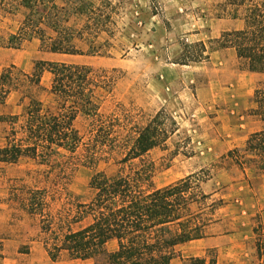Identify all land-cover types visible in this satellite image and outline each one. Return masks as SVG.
Here are the masks:
<instances>
[{
  "label": "trees",
  "instance_id": "obj_1",
  "mask_svg": "<svg viewBox=\"0 0 264 264\" xmlns=\"http://www.w3.org/2000/svg\"><path fill=\"white\" fill-rule=\"evenodd\" d=\"M36 2L26 0L30 9ZM222 7L231 11V18L243 19L244 27L224 32L217 40L219 48H233L242 70L264 73V0H224ZM55 32L56 36L39 32L41 51L100 54L94 42L84 51L72 42V34L67 38ZM201 45L207 52L205 43ZM12 69L16 67L7 68L0 78L2 104L20 88L19 82L40 89L44 73L53 76L55 108L31 96L21 115L8 117L12 127L6 145L0 147V162L17 164L28 158L49 169L42 185L25 178L12 180L8 201L15 214L38 227L53 261L66 255L93 262L89 264H175L180 246L209 235L222 200L211 201V194L202 190L207 178L194 173L161 188L150 184L157 169L150 155L157 148L168 149V141L180 131L175 117L163 109L146 116L122 104L104 112L98 89H111L116 79L89 64L36 60L33 71L23 73L24 80L14 78ZM254 104L250 112L263 126L249 135L243 150L234 149L228 156L240 152L238 163H253L257 175L264 174L263 87L255 90ZM191 141L186 138L181 148L187 149ZM177 148L178 153L180 145ZM102 162L113 164L115 170H99ZM81 165L94 172L88 193L76 195L70 184ZM112 242L117 247L110 251ZM193 260L218 264L216 256Z\"/></svg>",
  "mask_w": 264,
  "mask_h": 264
},
{
  "label": "rangeland",
  "instance_id": "obj_2",
  "mask_svg": "<svg viewBox=\"0 0 264 264\" xmlns=\"http://www.w3.org/2000/svg\"><path fill=\"white\" fill-rule=\"evenodd\" d=\"M1 1L0 13L15 14L20 23L18 36L12 38L14 46L39 39V32L56 36V29L67 38L72 34V42L84 51L94 42L100 54L79 55L77 62L107 70L108 75L115 77L111 89H98L104 112L115 111L122 104L135 107L146 116L163 109L175 117L180 131L168 141V149L157 148L150 155L157 165L151 187L161 188L194 173L207 178L202 190L211 194V201L222 200L217 221L208 229L209 235L244 236L249 243L246 250L253 256L251 264H264V210L256 211L252 206L254 196L261 201L260 207H264V178L254 176L253 163L245 166L238 163L236 157L241 156L240 152L228 156L230 151L245 147L250 135L247 119L262 122L250 111L255 106L254 92L264 88V80L255 83L250 71L242 70L234 49L226 52L225 65H210L211 76L200 72L192 82V76L180 70L186 64L206 66L211 52L222 49L215 39L204 52L203 41L195 31L189 30L193 18L186 13L197 12L201 8L198 2L182 1L186 13L175 17L174 0H37L33 9L27 6L26 0ZM223 2L206 0L204 8L213 18H231V11H223ZM23 73L17 68L11 70V75L20 80L25 79ZM52 78L51 73L43 76L40 89L19 82L20 88L14 91L23 100L19 103V114L15 115L24 112L31 96L41 99L46 107L55 108L56 97L50 90ZM179 99L183 102V111L175 114L167 104L172 101V105L180 108ZM2 110L5 113V107ZM10 116L0 115L3 119L0 120V147L7 143L12 127ZM78 125L82 126V121ZM188 137L192 139L188 148H181ZM198 155L199 160H194ZM196 165L200 167L197 170ZM115 168L103 162L98 167L107 172ZM48 170L28 158L17 164L0 162V254L18 259L17 264L93 263L66 255L53 261L40 239L38 227L28 217L15 214L8 201L12 180L25 178L29 184L42 185ZM93 172L88 166H79L71 180V192L87 194ZM116 247L112 242L108 250ZM179 251L175 264H194V258L206 256H216L220 264H233L232 258L220 255L217 248L202 251L196 244H184Z\"/></svg>",
  "mask_w": 264,
  "mask_h": 264
},
{
  "label": "crops",
  "instance_id": "obj_3",
  "mask_svg": "<svg viewBox=\"0 0 264 264\" xmlns=\"http://www.w3.org/2000/svg\"><path fill=\"white\" fill-rule=\"evenodd\" d=\"M176 2V8L174 9L175 17H180V14L185 12L182 1L188 0H174ZM190 2H198V6L201 8L197 9V12L186 13L189 17L193 18V21L189 23L190 29L200 37V40L203 41L206 46L208 43H211L212 40L219 39L221 35L226 31L240 30L244 27L243 19H233V18H224V17H211L207 13V9L204 8L206 0H189ZM2 1L0 0V5ZM182 3V4H181ZM195 4V3H194ZM20 31V23L15 14L3 12L0 13V78L7 68L15 66L17 69L23 71L24 73H31L34 69V63L36 60H48V61H62L68 63H78L77 60H80L81 56L79 55H69V54H58L43 52L40 50V40L33 38L32 40L23 41L20 46H14L12 44V38L18 36ZM233 48L217 49L213 50L208 58V64L203 66L202 63L198 65H181L188 77L192 76V82H195V79L200 72L210 73V65H225V54L226 52H231ZM73 60V61H72ZM253 81L259 82L264 80V73H255L249 72ZM50 74L45 72L44 76ZM43 82V79H42ZM23 96L18 91L10 92L5 100V103L0 102V115L10 114L15 115L19 114L20 104L22 103ZM167 102V101H166ZM180 108L172 105V101L168 102L167 107L173 108L175 114H180L183 111V102L179 99ZM20 103V104H19ZM2 107H5V113L2 110ZM246 126L248 128V133L251 134L262 128V122L258 119H247ZM198 158V159H197ZM199 160V155L194 157V160ZM193 160V158H192ZM200 167L196 165V170ZM257 178H264V174H255ZM252 202L254 210H264V207H260L261 201L256 200L252 196ZM262 219L264 223V211H262ZM215 225H219L216 223ZM240 239V240H239ZM230 242V244H228ZM187 244H196L197 248L200 250H207L209 248H217L220 252V255L230 256L233 264H251L253 258L252 254L246 250L247 240L245 237H240L235 234H210L207 237H204L199 240L191 241ZM6 254V253H4ZM18 259L10 258L4 255L0 258V264H17ZM220 264V263H218Z\"/></svg>",
  "mask_w": 264,
  "mask_h": 264
}]
</instances>
